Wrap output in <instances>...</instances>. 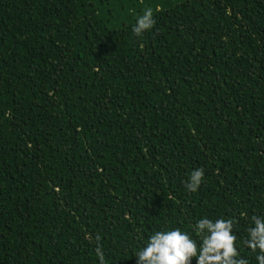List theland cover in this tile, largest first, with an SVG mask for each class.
<instances>
[{"label": "trees", "instance_id": "trees-1", "mask_svg": "<svg viewBox=\"0 0 264 264\" xmlns=\"http://www.w3.org/2000/svg\"><path fill=\"white\" fill-rule=\"evenodd\" d=\"M253 215L264 0H0V264H99L97 234L106 264H135L154 231L205 216L236 217L258 264Z\"/></svg>", "mask_w": 264, "mask_h": 264}, {"label": "clouds", "instance_id": "clouds-1", "mask_svg": "<svg viewBox=\"0 0 264 264\" xmlns=\"http://www.w3.org/2000/svg\"><path fill=\"white\" fill-rule=\"evenodd\" d=\"M154 12L151 7L146 8L138 16L133 27V34L140 37L155 25ZM204 169H194L185 182L187 191L195 193L204 182ZM251 225L247 228V236L241 242L255 256L258 264H264V215H253ZM238 220L236 217L216 218L201 217L194 225L192 232L180 227L154 231L147 237L146 242L135 252V264H249V260L242 257L236 246L237 235L234 228ZM101 236H95V255L99 264H106Z\"/></svg>", "mask_w": 264, "mask_h": 264}]
</instances>
